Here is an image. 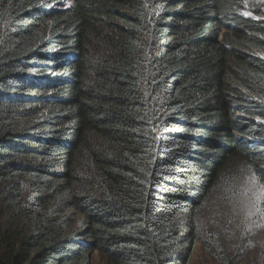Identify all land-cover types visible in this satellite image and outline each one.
I'll return each instance as SVG.
<instances>
[{"label": "trees", "instance_id": "obj_1", "mask_svg": "<svg viewBox=\"0 0 264 264\" xmlns=\"http://www.w3.org/2000/svg\"><path fill=\"white\" fill-rule=\"evenodd\" d=\"M263 185L264 0H0V264H189Z\"/></svg>", "mask_w": 264, "mask_h": 264}, {"label": "rangeland", "instance_id": "obj_2", "mask_svg": "<svg viewBox=\"0 0 264 264\" xmlns=\"http://www.w3.org/2000/svg\"><path fill=\"white\" fill-rule=\"evenodd\" d=\"M264 186V185H263ZM253 186L236 198L214 196L203 207L198 226L200 241L193 248L189 264H217L211 252H227L234 264H259V244L264 236V224L258 222L260 193ZM257 218V219H256ZM91 264H105L98 253Z\"/></svg>", "mask_w": 264, "mask_h": 264}]
</instances>
